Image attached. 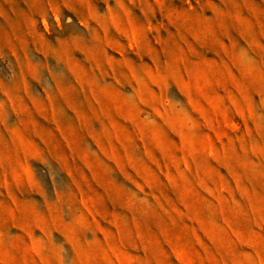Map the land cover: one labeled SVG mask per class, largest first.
Here are the masks:
<instances>
[{
	"label": "rangeland",
	"instance_id": "obj_1",
	"mask_svg": "<svg viewBox=\"0 0 264 264\" xmlns=\"http://www.w3.org/2000/svg\"><path fill=\"white\" fill-rule=\"evenodd\" d=\"M0 264H264V0H0Z\"/></svg>",
	"mask_w": 264,
	"mask_h": 264
}]
</instances>
